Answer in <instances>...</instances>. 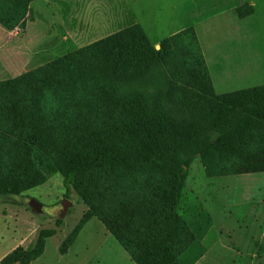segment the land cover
Instances as JSON below:
<instances>
[{"label":"trees","instance_id":"trees-1","mask_svg":"<svg viewBox=\"0 0 264 264\" xmlns=\"http://www.w3.org/2000/svg\"><path fill=\"white\" fill-rule=\"evenodd\" d=\"M31 1L0 0V24L23 26ZM161 56L135 25L0 81V195H19L60 172L88 205L61 252L97 217L137 264H195L206 253L203 240L214 220L186 188L184 165L200 153L209 177L264 171V85L217 96L205 69L197 77L201 88L166 84L156 75L144 80L150 67L161 69ZM183 68L197 76L191 64ZM138 82L157 89L153 106L154 95L122 96ZM202 92L211 98H200ZM202 103L210 110L208 117L201 113L196 149L183 152L184 141L174 132L164 149L139 146L151 126L164 127L170 106L183 115L202 112ZM147 111L153 118L144 116ZM52 233L43 232L32 250L18 247L1 264H31Z\"/></svg>","mask_w":264,"mask_h":264},{"label":"rangeland","instance_id":"rangeland-1","mask_svg":"<svg viewBox=\"0 0 264 264\" xmlns=\"http://www.w3.org/2000/svg\"><path fill=\"white\" fill-rule=\"evenodd\" d=\"M35 11L39 21L32 22L30 15L23 26L12 31L0 25V81L138 25L166 60L161 69L152 66L146 70L144 80L156 75L166 84L175 81L201 88L197 77L205 69L217 96L264 85V0H46ZM166 39L171 44L162 47ZM185 64L195 67L197 76L180 72ZM142 82L121 94L132 99L136 94L142 99L154 95L153 106L157 89H145ZM147 93L150 96L144 95ZM200 98L209 99L211 94L202 92ZM207 104L202 103V112L184 110L186 115L170 106L172 111L164 114V127L157 131L151 126L137 140L139 146L152 143L153 149H164L174 132L184 141L183 152L196 149L202 143L196 135V129H201V113L209 116ZM145 115L153 118L151 112ZM171 124L174 128L170 130ZM101 133L105 138L106 132ZM199 155L184 165L186 188L199 198L214 222L203 240L206 253L195 264H264V171L209 177ZM63 180L56 172L19 195H0V264L18 247L34 249L43 232L53 233L46 237L43 254L31 264H137L97 217L61 252L88 211L84 200ZM66 199L72 205L62 216ZM35 200L42 211L33 208Z\"/></svg>","mask_w":264,"mask_h":264},{"label":"crops","instance_id":"crops-1","mask_svg":"<svg viewBox=\"0 0 264 264\" xmlns=\"http://www.w3.org/2000/svg\"><path fill=\"white\" fill-rule=\"evenodd\" d=\"M46 0H32L31 1V3H30V9H29V12H28V14H27V18H29L30 17V15H31V17H33V20H32V22H36V19L39 21L40 19H38V14H37V12L35 11V9H36V5L37 4H39L40 2H45ZM32 19V18H31ZM42 20V19H41ZM1 25V24H0ZM2 26V25H1ZM3 27V26H2ZM3 28H5V27H3ZM5 29H7V28H5ZM12 31V30H11Z\"/></svg>","mask_w":264,"mask_h":264},{"label":"water","instance_id":"water-1","mask_svg":"<svg viewBox=\"0 0 264 264\" xmlns=\"http://www.w3.org/2000/svg\"><path fill=\"white\" fill-rule=\"evenodd\" d=\"M33 208L35 209V211L39 212L42 211V205L38 202V201H33ZM72 205L71 201L69 200H64L63 201V210H62V216H65V214L67 213V209Z\"/></svg>","mask_w":264,"mask_h":264}]
</instances>
